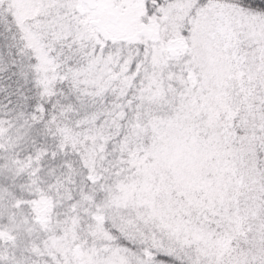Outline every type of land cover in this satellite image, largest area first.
I'll return each instance as SVG.
<instances>
[{"label": "snow or ice", "instance_id": "6c2138e0", "mask_svg": "<svg viewBox=\"0 0 264 264\" xmlns=\"http://www.w3.org/2000/svg\"><path fill=\"white\" fill-rule=\"evenodd\" d=\"M0 264H264V0H0Z\"/></svg>", "mask_w": 264, "mask_h": 264}]
</instances>
